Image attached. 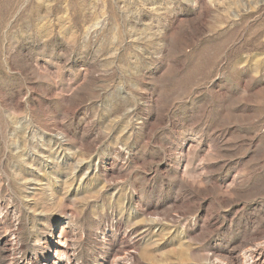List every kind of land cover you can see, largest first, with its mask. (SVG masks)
<instances>
[{
  "label": "rangeland",
  "instance_id": "obj_1",
  "mask_svg": "<svg viewBox=\"0 0 264 264\" xmlns=\"http://www.w3.org/2000/svg\"><path fill=\"white\" fill-rule=\"evenodd\" d=\"M0 264H264V0H0Z\"/></svg>",
  "mask_w": 264,
  "mask_h": 264
}]
</instances>
